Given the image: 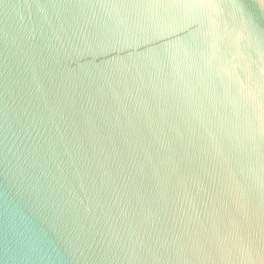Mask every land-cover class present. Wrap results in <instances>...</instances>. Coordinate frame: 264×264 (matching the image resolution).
Returning a JSON list of instances; mask_svg holds the SVG:
<instances>
[{"label":"water","instance_id":"water-1","mask_svg":"<svg viewBox=\"0 0 264 264\" xmlns=\"http://www.w3.org/2000/svg\"><path fill=\"white\" fill-rule=\"evenodd\" d=\"M0 264H264V0H0Z\"/></svg>","mask_w":264,"mask_h":264}]
</instances>
